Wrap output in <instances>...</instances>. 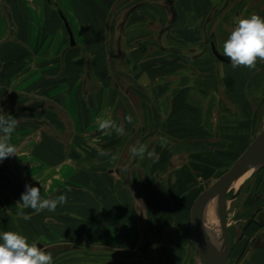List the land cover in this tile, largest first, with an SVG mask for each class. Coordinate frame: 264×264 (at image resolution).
<instances>
[{"label":"crops","instance_id":"obj_1","mask_svg":"<svg viewBox=\"0 0 264 264\" xmlns=\"http://www.w3.org/2000/svg\"><path fill=\"white\" fill-rule=\"evenodd\" d=\"M252 14L264 18V0H0V114L19 121L17 156L0 161V232L41 244L54 264H198L196 189L264 129V63L233 68L211 48L222 55ZM109 118L124 135L99 130ZM138 141L159 159L132 157ZM26 185L68 202L35 214L20 202ZM256 187L240 264H264Z\"/></svg>","mask_w":264,"mask_h":264},{"label":"clouds","instance_id":"obj_2","mask_svg":"<svg viewBox=\"0 0 264 264\" xmlns=\"http://www.w3.org/2000/svg\"><path fill=\"white\" fill-rule=\"evenodd\" d=\"M222 55L230 60L233 68L245 67L254 70L257 61L264 63V18L258 14L238 18L234 29L223 44ZM125 119L128 123H132L131 115ZM18 123L17 118L0 114V161L10 156H17V148L9 141ZM98 128L105 134H109L112 130H115L117 135L125 134L123 125H117L110 118L99 120ZM161 141V146H165L166 138L161 137ZM145 153L149 159H159L154 150H148L147 145L139 141L130 148L132 157L144 159ZM99 154L108 155L103 150ZM111 158L114 161L119 157L113 155ZM25 188L20 202L25 209L30 208L35 214L43 210L55 212L58 206L68 202V197L64 194L54 198H42L39 187L26 185ZM23 218L27 220L31 216L25 215ZM0 264H54V261L51 253L39 247L36 242L29 244L24 235L14 231H4L0 232Z\"/></svg>","mask_w":264,"mask_h":264},{"label":"water","instance_id":"obj_3","mask_svg":"<svg viewBox=\"0 0 264 264\" xmlns=\"http://www.w3.org/2000/svg\"><path fill=\"white\" fill-rule=\"evenodd\" d=\"M70 33L71 43H74V38L71 30ZM211 48L214 55L223 60L229 61L223 57L216 47L214 40L211 41ZM264 168V129L256 136L246 151L236 160L232 167L222 174L207 190L199 195L196 199L191 214L190 231L192 234V243L195 246V257L198 264H227L231 256V242L229 234V226L227 222L228 214V194L231 185L248 173L250 170L255 169V173ZM241 189L237 190L231 201L238 198ZM218 197V214L222 230L223 246L221 250L212 243L210 240L204 223V209L206 204L213 198ZM151 239H147L143 247L139 249L140 252L145 254L151 245ZM42 248V245L39 244Z\"/></svg>","mask_w":264,"mask_h":264},{"label":"rangeland","instance_id":"obj_4","mask_svg":"<svg viewBox=\"0 0 264 264\" xmlns=\"http://www.w3.org/2000/svg\"><path fill=\"white\" fill-rule=\"evenodd\" d=\"M261 108L262 109L260 110V112H262V114L264 115V102H263V106ZM216 169L217 170H215L213 177L209 180H206L203 185H201L199 188L196 189V194H195L196 199L199 197V195L201 193H203L205 190H207L216 181L217 177L221 176L227 170H229V165L226 168L222 167V165H216ZM257 173H255V172L251 173L248 176V178L246 180H244V182L241 184V186L239 188V189H241V193H240V197L238 196L239 198L237 200L231 201V198L233 197V195L235 194V192L237 190H233V191L230 190V192L228 194V199L230 201L228 203L227 222H228V226H229L231 246H234L236 249L237 245L240 243L242 248L244 247L245 252L249 248L250 240L252 238L250 229L246 230V227H247V225L249 223V219H250L247 216L251 215L252 212L247 211V207L244 206V199L246 198L245 196L248 192V189L252 185V183H256L257 177H255V175ZM196 199H195V201H196ZM238 200H240V201H238ZM242 206H243V209L240 210ZM240 214L244 215V217L242 218L244 221L243 223L238 221L241 219V218L238 219L239 217H241ZM168 235H176V233H173V234L168 233ZM241 237H243L245 239V240H242V241H245L243 244H241ZM240 245H239V247H240ZM238 257H237V253H234V251H233L232 256H230V259H229L227 264H240L241 259H239ZM194 261H195L194 259H191L190 263L192 262L191 264H194Z\"/></svg>","mask_w":264,"mask_h":264},{"label":"bare ground","instance_id":"obj_5","mask_svg":"<svg viewBox=\"0 0 264 264\" xmlns=\"http://www.w3.org/2000/svg\"><path fill=\"white\" fill-rule=\"evenodd\" d=\"M255 169L250 170L248 173H246L244 176H242L240 179L235 181L231 187L230 190H239L241 184L248 178V176L253 173ZM204 223L205 228L207 231V234L214 243V245L218 248V250H221L223 246L222 242V230L220 226L219 221V214H218V197H215L211 199L205 206L204 209Z\"/></svg>","mask_w":264,"mask_h":264},{"label":"trees","instance_id":"obj_6","mask_svg":"<svg viewBox=\"0 0 264 264\" xmlns=\"http://www.w3.org/2000/svg\"><path fill=\"white\" fill-rule=\"evenodd\" d=\"M255 177H257L256 178V185H257V187H258V189L260 191V194L264 195V168H262L255 175ZM240 216L241 217H239L238 219L244 217V215H241V214H240ZM247 217H249L250 219H249V223H248V225L246 227V230L249 229V227L251 226V224L254 222L253 217H251V215H248ZM231 247H232V251L231 252L233 253V251H234V253H235V247L234 246H231ZM232 253H231V256H232Z\"/></svg>","mask_w":264,"mask_h":264},{"label":"flooded vegetation","instance_id":"obj_7","mask_svg":"<svg viewBox=\"0 0 264 264\" xmlns=\"http://www.w3.org/2000/svg\"><path fill=\"white\" fill-rule=\"evenodd\" d=\"M255 192H256V193H257V192L260 193V191H259V189H258L257 187L254 189V192H253L252 196L247 200L248 203H249V202H250V203L253 202V200H254V198H255V197H253ZM260 195L262 196V194H260ZM260 195H259V196H260Z\"/></svg>","mask_w":264,"mask_h":264}]
</instances>
